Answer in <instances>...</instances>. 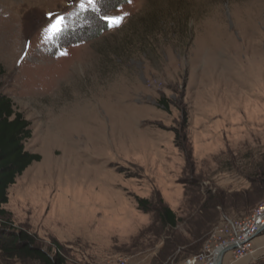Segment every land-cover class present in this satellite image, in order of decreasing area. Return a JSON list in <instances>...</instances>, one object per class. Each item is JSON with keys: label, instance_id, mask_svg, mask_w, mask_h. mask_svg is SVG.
Returning a JSON list of instances; mask_svg holds the SVG:
<instances>
[{"label": "rangeland", "instance_id": "374dc122", "mask_svg": "<svg viewBox=\"0 0 264 264\" xmlns=\"http://www.w3.org/2000/svg\"><path fill=\"white\" fill-rule=\"evenodd\" d=\"M104 15L122 21L108 27ZM57 16L60 31L47 33ZM0 92L30 121L25 149L41 156L3 206L44 249L61 243L66 264H159L166 246L174 255L162 264H180L224 216L264 200L220 209L195 251L181 244L198 226L185 189L191 199L197 188L241 190L264 154V0H0ZM157 193L177 227L137 209L135 196L157 203ZM253 245L227 264H264V230Z\"/></svg>", "mask_w": 264, "mask_h": 264}, {"label": "trees", "instance_id": "16d2710c", "mask_svg": "<svg viewBox=\"0 0 264 264\" xmlns=\"http://www.w3.org/2000/svg\"><path fill=\"white\" fill-rule=\"evenodd\" d=\"M160 105L167 110L164 99ZM31 136L30 121L20 111L14 108L12 99L0 92V264H66L64 246L56 239L51 240V247L44 249L36 234L25 228H16L11 222V213L4 208L8 202V188L15 183L16 177L33 162L41 159L40 154L25 149L24 141ZM175 146L183 153L185 168L192 167L191 148L186 144V138L176 133ZM248 186L233 192L207 189L199 192L195 190L194 198H188V189L184 195L190 207H196L195 231H190L192 238L181 244L188 245L191 251L200 247L210 229L217 223L220 209H227L229 205H241L247 209L264 199V154L245 174ZM155 200L135 196L137 209L142 212H152L153 222L161 229L175 228L180 222L176 213L163 202L160 194ZM179 245V244H178ZM174 247H164L154 260L162 264L174 255ZM178 261L177 256L174 259ZM169 261H167L168 263Z\"/></svg>", "mask_w": 264, "mask_h": 264}, {"label": "built area", "instance_id": "2783aa9c", "mask_svg": "<svg viewBox=\"0 0 264 264\" xmlns=\"http://www.w3.org/2000/svg\"><path fill=\"white\" fill-rule=\"evenodd\" d=\"M264 230V200L253 211L241 218L224 216L213 230L203 250L181 261L180 264H216L221 251L230 245L234 247L227 251L231 253L233 262L242 261L254 253V240ZM223 256V257H224ZM142 259L129 256L120 257L116 264H143Z\"/></svg>", "mask_w": 264, "mask_h": 264}, {"label": "snow or ice", "instance_id": "6c2138e0", "mask_svg": "<svg viewBox=\"0 0 264 264\" xmlns=\"http://www.w3.org/2000/svg\"><path fill=\"white\" fill-rule=\"evenodd\" d=\"M94 0H88L89 4H92ZM83 6V5H81ZM103 19L108 22L107 26L112 27L114 25H119L122 21V17L119 15H104ZM64 18L57 16L54 21L48 26L46 32L49 34H53L60 31L61 24L63 23Z\"/></svg>", "mask_w": 264, "mask_h": 264}, {"label": "water", "instance_id": "95a60500", "mask_svg": "<svg viewBox=\"0 0 264 264\" xmlns=\"http://www.w3.org/2000/svg\"><path fill=\"white\" fill-rule=\"evenodd\" d=\"M233 247H234V245H230V246L225 247V248L221 251L220 255L218 256L217 261H216V264H223V260H224V257H223V256H224V254H225L227 251L231 250Z\"/></svg>", "mask_w": 264, "mask_h": 264}, {"label": "crops", "instance_id": "0c3cea01", "mask_svg": "<svg viewBox=\"0 0 264 264\" xmlns=\"http://www.w3.org/2000/svg\"><path fill=\"white\" fill-rule=\"evenodd\" d=\"M228 254L230 255V258H231V253H227L224 257V260H223V264H227V257H228ZM230 264V263H229Z\"/></svg>", "mask_w": 264, "mask_h": 264}]
</instances>
